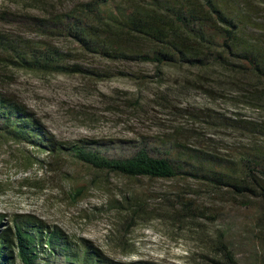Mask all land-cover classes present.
I'll return each instance as SVG.
<instances>
[{
    "label": "rangeland",
    "instance_id": "obj_1",
    "mask_svg": "<svg viewBox=\"0 0 264 264\" xmlns=\"http://www.w3.org/2000/svg\"><path fill=\"white\" fill-rule=\"evenodd\" d=\"M75 1L0 0V31L49 40L87 68L45 73L0 65V90L32 109L56 141L98 140L112 157L130 155L125 140L159 147L166 146L159 139L168 140L167 146L177 140L227 157L264 146V103L256 97L264 85L255 77L217 66L110 61L64 38L41 36L24 21L65 11ZM257 16L264 20L263 11ZM80 183L87 190L75 201L71 191ZM257 206L192 177L127 178L0 136L2 221L31 213L89 238L118 260L226 264L225 244L238 264H264V221Z\"/></svg>",
    "mask_w": 264,
    "mask_h": 264
},
{
    "label": "trees",
    "instance_id": "obj_2",
    "mask_svg": "<svg viewBox=\"0 0 264 264\" xmlns=\"http://www.w3.org/2000/svg\"><path fill=\"white\" fill-rule=\"evenodd\" d=\"M262 11L264 0H77L65 11L24 21L41 36L64 38L82 52L106 60L199 69L217 66L251 75L264 85V20L257 16ZM71 59L72 51L49 40L32 42L0 31L3 67L45 73L87 71ZM256 97L264 103V92ZM233 121L236 126L245 122ZM0 136L55 157L67 153L89 167L127 178L192 177L210 190L226 191L249 204L257 201L264 221L263 145L227 157L177 140L167 146L168 140L159 139L164 147L142 139L125 140L130 155L112 157L98 140L83 138L67 145L56 141L32 109L1 90ZM86 190L87 185L80 183L71 196L77 201ZM141 208L138 204L134 212ZM2 219L0 214V264H158L112 258L89 238L71 235L31 213H13L8 222ZM222 249L226 264H238L225 244Z\"/></svg>",
    "mask_w": 264,
    "mask_h": 264
}]
</instances>
